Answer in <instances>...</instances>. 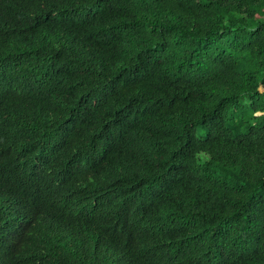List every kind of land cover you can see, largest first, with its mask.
Wrapping results in <instances>:
<instances>
[{
	"label": "trees",
	"instance_id": "obj_1",
	"mask_svg": "<svg viewBox=\"0 0 264 264\" xmlns=\"http://www.w3.org/2000/svg\"><path fill=\"white\" fill-rule=\"evenodd\" d=\"M0 264H264V0H0Z\"/></svg>",
	"mask_w": 264,
	"mask_h": 264
},
{
	"label": "clouds",
	"instance_id": "obj_2",
	"mask_svg": "<svg viewBox=\"0 0 264 264\" xmlns=\"http://www.w3.org/2000/svg\"><path fill=\"white\" fill-rule=\"evenodd\" d=\"M51 199L53 200L54 198H51ZM52 200H51V201H52Z\"/></svg>",
	"mask_w": 264,
	"mask_h": 264
}]
</instances>
